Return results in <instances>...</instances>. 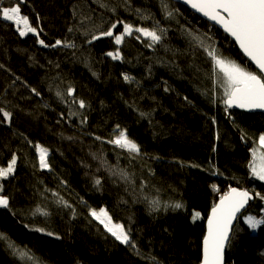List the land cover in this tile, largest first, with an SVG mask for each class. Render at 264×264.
Listing matches in <instances>:
<instances>
[{
    "label": "trees",
    "instance_id": "obj_1",
    "mask_svg": "<svg viewBox=\"0 0 264 264\" xmlns=\"http://www.w3.org/2000/svg\"><path fill=\"white\" fill-rule=\"evenodd\" d=\"M15 4L0 0V10ZM20 8L39 34L21 36L0 14V168L16 160L0 179L9 200L0 207V264H200L220 197L234 186L264 195L249 167L264 114L225 106L204 46L214 41L224 56L254 67L216 26L171 0H20ZM113 24L114 35L125 36L120 45L92 39ZM137 28L162 38L153 42ZM117 51L122 59L107 55ZM121 130L139 154L108 143ZM37 146L49 152V169ZM253 201L226 264H264V226L244 222L264 216V201ZM104 208L130 229L135 248L90 215Z\"/></svg>",
    "mask_w": 264,
    "mask_h": 264
},
{
    "label": "snow or ice",
    "instance_id": "obj_2",
    "mask_svg": "<svg viewBox=\"0 0 264 264\" xmlns=\"http://www.w3.org/2000/svg\"><path fill=\"white\" fill-rule=\"evenodd\" d=\"M184 3L190 4L197 12L220 25L223 31L239 46V50L244 57L258 70H250L246 65L224 56L215 47L214 41L207 46H204V42L201 41V46L205 47L206 55L214 65L212 72L215 83L223 89L224 104L229 108L264 110V0H184ZM20 13V0H16L15 6L4 7L0 10L4 20L12 21L17 25L21 36L26 35L28 32L36 33L37 29L31 27L28 18L21 16ZM21 23H23L24 30L19 29ZM114 28H116V24L111 25L108 30L100 32L99 35H93L92 39L112 37L115 43L120 45L124 41V34L132 35V26L129 24L125 23L123 25L124 34L114 35L112 30ZM135 31L150 37L153 42H159L162 38L155 30L137 28ZM208 39L211 40V37H208ZM40 43L48 47L43 40ZM61 43L59 40L56 41V45ZM66 46L71 47L74 45ZM107 55L113 59H122L119 51L108 52ZM124 79L129 80L130 77L125 76ZM68 92L72 94L74 89L69 88ZM37 95L39 94L37 93ZM79 106L81 108L85 107L84 102L79 101ZM0 111L3 110L0 109ZM3 115L9 119L11 117L9 112H3ZM97 139L100 138L97 137ZM258 139L260 145L264 146V134L260 135ZM108 143L126 149L130 154H139L140 152V146L130 139L123 130L119 131L115 139L108 141ZM39 151L41 168L49 167L46 160L47 149L40 147ZM253 155H255V152ZM15 164L16 160L13 158L7 168H0V179L13 174ZM249 167L255 178L264 181V155L260 157L258 165L253 163ZM95 183L100 185L101 181L97 179ZM2 191L3 185L0 184V192ZM257 197L264 201V195L259 192L250 193L248 190L236 187L229 188L228 192L220 197L219 203L212 208L211 215L207 220L208 231L203 241L202 264H224L225 246L230 238L233 222L238 219V214L241 213V210L245 208L249 201ZM151 203L152 209L158 211L160 208L159 201L153 200ZM170 206L174 209L183 207L181 203H174ZM0 207H9L7 197L0 195ZM167 207L169 205H165V210H167ZM90 215L98 220L117 241L135 248V244L131 240L130 229L126 230L122 224H113L107 210L101 209L99 212L91 210ZM198 217H200V213L196 212L194 219ZM244 222L250 229L257 230L264 226V216L257 218L255 215H246ZM34 230L44 231L40 228ZM47 235H52V233L49 232ZM9 247H13L14 253H18L21 257L27 256L29 259L35 260L28 251H22L11 244Z\"/></svg>",
    "mask_w": 264,
    "mask_h": 264
},
{
    "label": "water",
    "instance_id": "obj_3",
    "mask_svg": "<svg viewBox=\"0 0 264 264\" xmlns=\"http://www.w3.org/2000/svg\"><path fill=\"white\" fill-rule=\"evenodd\" d=\"M171 1H173V2H175V3H177V4H181V5H183L186 9H188L189 11H192V12H194L201 20L203 19L204 21H207V22H209L212 26L214 25V26H216L217 27V29H219L220 31H222L223 33H225L224 31H223V29L220 27V25H218V24H216L214 21H211V20H209L207 17H205V16H203L201 13H199V12H197L195 9H193L192 7H191V5L190 4H186V3H184V0H171ZM226 34V33H225ZM227 35V34H226ZM228 36V35H227ZM229 37V36H228ZM231 40H232V38L231 37H229ZM233 41V40H232ZM234 42V41H233ZM237 45V44H236ZM237 48L239 49V46L237 45ZM240 51V50H239ZM241 52V51H240ZM241 54H242V52H241ZM243 55V54H242ZM243 58L246 60L247 58L246 57H244V55H243ZM248 61V60H247ZM248 62H250V61H248ZM251 63V62H250ZM253 67H254V69L256 70V71H258L256 68H255V66L253 65V64H251ZM226 106V105H225ZM229 110H231V111H234V112H244V113H247V114H264V110H261V109H253V110H246V109H241V108H237V107H231V108H229V107H227ZM234 187H236V188H240V189H242V190H248V189H246V188H241V187H239V186H234ZM250 193H254V192H251L250 190H248ZM220 200V199H219ZM219 200L217 201V203L216 204H218L219 203ZM254 200V199H253ZM253 200H250L249 201V203L245 206V208L244 209H242L241 210V213L240 214H238V219L237 220H235L234 222H233V227H232V230H231V233H230V238H229V240H228V242L226 243V246H225V252H224V264H226V252H227V250H228V247H229V243H230V241H231V239H232V237H233V230H234V228H235V226L237 225V222H238V220L243 216V214L245 213V211H247L249 208H250V206L253 204ZM211 211H212V209H211ZM211 211L209 212L210 213V215H211ZM209 215V216H210ZM208 220V219H207ZM206 230H205V236H204V238L207 236V231H208V229H207V221H206ZM203 241H204V239H203ZM203 241H202V244H201V246H202V252H201V256H202V260H203ZM202 260H201V263L200 264H202Z\"/></svg>",
    "mask_w": 264,
    "mask_h": 264
},
{
    "label": "rangeland",
    "instance_id": "obj_4",
    "mask_svg": "<svg viewBox=\"0 0 264 264\" xmlns=\"http://www.w3.org/2000/svg\"><path fill=\"white\" fill-rule=\"evenodd\" d=\"M21 14V13H20ZM22 16V15H21ZM1 17H2V14H1ZM3 18V17H2ZM29 21V20H28ZM16 25V24H15ZM29 25L31 26V27H33L31 24H30V22H29ZM16 27H17V25H16ZM18 29V28H17ZM19 29L20 30H24V26H23V23H21L20 25H19ZM28 34H32L31 32H28L26 35H28ZM33 34H35V35H38L39 34V32H38V29H37V32L36 33H33ZM25 36V35H24ZM41 146H37L36 147V153H37V155H38V157L40 158V151H39V148H40ZM255 152V155H254V158H255V164H259V162H260V157L262 156V155H264V146H261L260 145V143H259V146H258V148L254 151L253 150V153ZM49 152H47V156H46V160H47V163H48V165H49V162H48V158H49ZM44 169H49V167H47V168H44ZM257 179V178H256ZM105 210H107L106 208H104ZM100 210H97V212H99ZM108 211V210H107ZM109 213V212H108ZM251 215V214H250ZM244 219H245V216H244ZM98 221V220H97ZM99 222V221H98ZM112 223L113 224H118V223H115L114 221H113V219H112ZM127 230V229H126Z\"/></svg>",
    "mask_w": 264,
    "mask_h": 264
},
{
    "label": "bare ground",
    "instance_id": "obj_5",
    "mask_svg": "<svg viewBox=\"0 0 264 264\" xmlns=\"http://www.w3.org/2000/svg\"><path fill=\"white\" fill-rule=\"evenodd\" d=\"M225 34V33H224ZM226 35V34H225ZM233 42V41H232ZM235 43V42H234ZM236 44V43H235ZM236 47H237V45H236ZM238 49V48H237ZM238 51H239V49H238ZM240 52V51H239ZM243 56V55H242ZM246 61H247V59H246Z\"/></svg>",
    "mask_w": 264,
    "mask_h": 264
}]
</instances>
